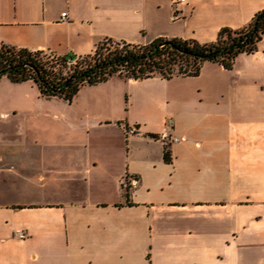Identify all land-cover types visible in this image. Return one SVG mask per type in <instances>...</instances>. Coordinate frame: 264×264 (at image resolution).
Instances as JSON below:
<instances>
[{"label":"crops","instance_id":"crops-1","mask_svg":"<svg viewBox=\"0 0 264 264\" xmlns=\"http://www.w3.org/2000/svg\"><path fill=\"white\" fill-rule=\"evenodd\" d=\"M173 2L0 0V44L85 55L105 38L207 43L264 9ZM33 85L39 99L0 95V264H264V36L230 70L116 76L71 103ZM49 99L64 113L48 127ZM169 119L181 140L166 146Z\"/></svg>","mask_w":264,"mask_h":264},{"label":"trees","instance_id":"trees-1","mask_svg":"<svg viewBox=\"0 0 264 264\" xmlns=\"http://www.w3.org/2000/svg\"><path fill=\"white\" fill-rule=\"evenodd\" d=\"M264 36V9L241 28H222L216 40L158 37L141 44L105 38L85 55H59L50 50H32L0 44V79L32 81L43 97H57L71 103L85 86L113 77L144 80L198 76L205 62L232 69L236 58L253 53ZM166 159L168 152L165 153ZM126 196H129L127 189Z\"/></svg>","mask_w":264,"mask_h":264},{"label":"rangeland","instance_id":"rangeland-1","mask_svg":"<svg viewBox=\"0 0 264 264\" xmlns=\"http://www.w3.org/2000/svg\"><path fill=\"white\" fill-rule=\"evenodd\" d=\"M33 84L34 83L32 81L23 84L18 88L19 90L17 89L15 90V92L11 91L9 88L3 89L2 91L0 90V95L5 98L15 96L25 98V100H29V98L39 99L38 91ZM38 110H41V112L43 113V123L48 127L54 123L53 119L55 114L61 115L64 113L61 107L56 105L55 102L50 99L47 102L44 101V103L41 105V107H39Z\"/></svg>","mask_w":264,"mask_h":264},{"label":"built area","instance_id":"built-area-1","mask_svg":"<svg viewBox=\"0 0 264 264\" xmlns=\"http://www.w3.org/2000/svg\"><path fill=\"white\" fill-rule=\"evenodd\" d=\"M186 0H174V6L176 8V11H178V7L179 5L185 3ZM66 19V13H62V20ZM174 124V121L173 119H169L167 121V124H166V129L164 130V132L161 134L160 138L164 141V143L166 144V146H168L169 144H172V143H175V142H178L179 140H181V138L179 137H176V136H172L169 134L168 132V129L169 127L173 126ZM168 150V149H167ZM137 179L136 178H132V177H129L127 176L125 179H124V186L126 188H130L132 186H135L137 184ZM17 236L21 239L25 238L27 236V233L25 231H17Z\"/></svg>","mask_w":264,"mask_h":264}]
</instances>
